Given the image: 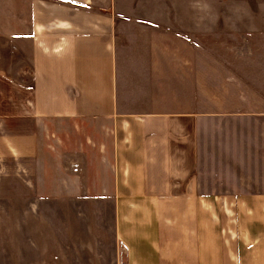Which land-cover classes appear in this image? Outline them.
I'll return each instance as SVG.
<instances>
[{
  "label": "crops",
  "instance_id": "obj_1",
  "mask_svg": "<svg viewBox=\"0 0 264 264\" xmlns=\"http://www.w3.org/2000/svg\"><path fill=\"white\" fill-rule=\"evenodd\" d=\"M170 2L0 0L19 26L0 35L30 51L28 84L0 74V162L20 192L62 201L58 264H264V86L199 94V30L230 17ZM166 51L193 100L173 111L148 87ZM17 211L16 227L37 221V203Z\"/></svg>",
  "mask_w": 264,
  "mask_h": 264
},
{
  "label": "rangeland",
  "instance_id": "obj_2",
  "mask_svg": "<svg viewBox=\"0 0 264 264\" xmlns=\"http://www.w3.org/2000/svg\"><path fill=\"white\" fill-rule=\"evenodd\" d=\"M173 6L174 3L167 0L166 11L174 10ZM206 10L229 14L230 19L228 21L217 20L218 26L214 29V36H206L204 30H199L197 37V45H199L197 89L199 94L204 93L208 88V95L210 93L216 102H221V92L227 87L234 93H238L241 87L243 94H247L246 92L253 88L263 90L264 0H198V11ZM7 11L9 17L0 19L2 25L19 27L12 18L11 10L7 9ZM239 13H241L240 19L237 18ZM2 20L7 22L4 23ZM200 23L203 21H199ZM167 29L169 30L170 27L167 26ZM168 30L164 31L167 34L166 43L172 45L175 36L172 35V30ZM130 38L135 42L138 37ZM158 38L160 36H156L153 40ZM19 39H23L21 45L18 42ZM186 39L189 41L190 37ZM25 40L26 36L20 34L19 31L0 35V74L19 83L28 84L30 51L29 44ZM151 55L154 59L159 58L161 61L165 59L160 63L163 64L161 68H150V72H156L157 75L150 74L148 87L151 91L153 89L158 91L155 95L158 99L151 100V102L153 104L156 102L157 109L164 111L179 109L181 104L189 106L191 100L185 98L190 94L188 92L189 76L186 74H181L185 78L175 76L174 68L170 67L174 60V53L166 51ZM207 55L213 59V67H205L204 59ZM187 70L190 71V69ZM154 76L155 83H152ZM225 76L231 79L229 84ZM184 89L187 91L182 92ZM180 93H184V96ZM236 101V99L225 98L223 102L231 106ZM14 169L12 162H0V264H58L55 242L60 241L61 243L62 213L60 211L49 212L50 206L48 205L60 204L62 201L55 199L54 201L44 195H38L35 199L28 192L23 190L20 192L18 189L20 182L17 183L15 180ZM31 202L38 205L37 221L31 227H16L15 224L21 217L23 224H26L24 219L29 220L27 211L21 213L17 209L20 206L23 209L24 205ZM31 241L33 242L31 248L34 249L33 253H30ZM87 264L92 263L89 261Z\"/></svg>",
  "mask_w": 264,
  "mask_h": 264
}]
</instances>
